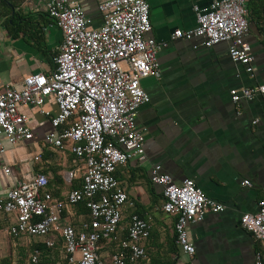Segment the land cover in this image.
I'll return each mask as SVG.
<instances>
[{"label": "crops", "instance_id": "crops-1", "mask_svg": "<svg viewBox=\"0 0 264 264\" xmlns=\"http://www.w3.org/2000/svg\"><path fill=\"white\" fill-rule=\"evenodd\" d=\"M72 1L83 7L92 27L102 24L100 0ZM146 1L152 24L147 36L161 44L157 54L161 76L141 80L150 96V102L139 107L136 120L145 133L146 159H132L115 171L128 196L118 238L126 235L132 215L140 214L149 221L151 231L145 242L147 258L137 264H254L257 251L264 258V244L242 228L239 219L244 213L256 212L258 201L264 199V94L238 103L231 96L234 90L264 84V0L246 1L249 29L245 40L254 56L252 76L244 65L230 59L226 42L204 47L198 38H172L175 29L195 27V4L206 6L213 0ZM9 3L15 5L12 15L16 12L20 18L6 22L0 16V87L9 84L21 89L26 75L48 73L55 67L62 33L40 0ZM44 109L56 113L52 98ZM18 110L27 115L33 136L14 145L3 140L0 198L44 173L49 179L47 190L65 200L70 189L80 185L78 178L68 183L66 172L79 168L80 163L68 148L45 144L46 134L59 131L49 116L28 105H19ZM155 164L176 183L191 178L209 198L224 206L222 212L207 214L188 227L193 254L184 253L175 243V218L161 209L162 186L150 181ZM82 212L69 207L62 222L76 225L84 217ZM13 222V217H0V263L9 258L13 264H29V248L43 238L14 237L6 230ZM117 242L106 237L101 240L102 258L108 259L117 250ZM54 253V264L62 263L58 243Z\"/></svg>", "mask_w": 264, "mask_h": 264}, {"label": "built area", "instance_id": "built-area-1", "mask_svg": "<svg viewBox=\"0 0 264 264\" xmlns=\"http://www.w3.org/2000/svg\"><path fill=\"white\" fill-rule=\"evenodd\" d=\"M40 1L60 29L62 42L51 71L26 75L21 89L9 84L0 87V155L6 150L3 140L14 145L33 136L28 117L18 106L37 107L50 117L54 128H59L45 135V144L68 148L75 156L79 168L66 172V181L78 178L80 185L60 200L47 190V175L37 173L33 180L16 185L0 198V217L14 218L6 228L14 237L43 238L49 248L58 243L64 260L60 264H137L147 258L145 242L151 225L134 214L126 235L119 240L122 208L128 196L115 171L132 159H146L145 133L136 120L139 107L149 103L150 96L141 80L161 76L157 60L161 44L147 36L152 30L149 4L146 0H100L103 22L95 28L83 7L72 0ZM246 1L195 4V27L175 29L172 38H198L204 47L226 42L230 59L244 65L252 76L254 56L245 40L249 29ZM256 94H264V84L234 90L231 100L238 103ZM48 98L53 99L56 113L44 109ZM5 171L9 173L8 168ZM150 181L162 186L161 209L175 218L176 245L193 254L188 227L207 214L222 212L224 206L209 198L191 178L176 183L158 164L151 167ZM79 202L86 204V218L76 225L63 223L65 209ZM257 207L254 213L242 214L239 223L264 244V199ZM105 237L118 241L117 250L108 259L99 253ZM39 255V250H33L28 263L38 264ZM263 261L262 252L257 251L254 264Z\"/></svg>", "mask_w": 264, "mask_h": 264}, {"label": "trees", "instance_id": "trees-1", "mask_svg": "<svg viewBox=\"0 0 264 264\" xmlns=\"http://www.w3.org/2000/svg\"><path fill=\"white\" fill-rule=\"evenodd\" d=\"M8 1L12 2V0H0V16H3L6 20V22H9L10 19H12V21H14L16 18H20V15L16 12L13 13V15H12V8L9 6ZM12 6H15L14 3ZM73 187H76V186H73ZM74 208L78 212L83 211L82 213L84 214V218H86L88 210H87L86 204L84 202H79V203L75 204ZM138 215L141 216L140 214H138ZM35 249L40 251L38 264H54V261L52 260V258L54 256L53 254H55L54 248L47 247L45 242H36V243H33L31 245L29 250L33 251ZM21 254H23V252ZM9 262L10 261L8 258L4 262H1V263L2 264H8Z\"/></svg>", "mask_w": 264, "mask_h": 264}, {"label": "water", "instance_id": "water-1", "mask_svg": "<svg viewBox=\"0 0 264 264\" xmlns=\"http://www.w3.org/2000/svg\"><path fill=\"white\" fill-rule=\"evenodd\" d=\"M8 4H9V6L12 8V10L14 11V9H13V6L8 2Z\"/></svg>", "mask_w": 264, "mask_h": 264}, {"label": "rangeland", "instance_id": "rangeland-1", "mask_svg": "<svg viewBox=\"0 0 264 264\" xmlns=\"http://www.w3.org/2000/svg\"><path fill=\"white\" fill-rule=\"evenodd\" d=\"M17 256H19V254H17ZM0 264H2V263H0ZM8 264H13L12 262H9Z\"/></svg>", "mask_w": 264, "mask_h": 264}]
</instances>
